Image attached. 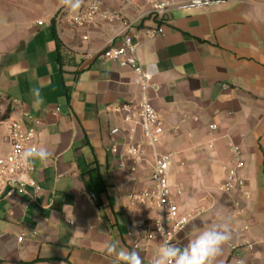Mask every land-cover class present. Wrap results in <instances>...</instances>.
<instances>
[{"label":"crops","instance_id":"1","mask_svg":"<svg viewBox=\"0 0 264 264\" xmlns=\"http://www.w3.org/2000/svg\"><path fill=\"white\" fill-rule=\"evenodd\" d=\"M100 1L132 27L98 21L76 29L72 17L82 4L73 10L62 0H0V98L9 105L8 119L41 121L32 148L50 152L46 162L32 161L41 187L34 201L0 199V264H113L106 247L116 241L151 264L162 244L147 239L157 210L133 205L129 196L152 187L154 158L149 153L132 170L125 157L129 125L115 112L145 101L165 122L159 149L173 154L181 213L203 210L175 245L182 248L201 220L227 223L232 239L217 264H264V0L208 8L171 0L163 24L147 15L142 0L134 6ZM160 26L164 34L153 37ZM127 34L152 76L146 90L130 68L100 57ZM114 128L123 130L115 136L116 156L110 152ZM2 139L0 155L7 151ZM232 147L241 151L244 185L224 193L218 188Z\"/></svg>","mask_w":264,"mask_h":264},{"label":"built area","instance_id":"2","mask_svg":"<svg viewBox=\"0 0 264 264\" xmlns=\"http://www.w3.org/2000/svg\"><path fill=\"white\" fill-rule=\"evenodd\" d=\"M141 0H124L126 6H134ZM148 7V16L163 24L166 13L171 9V0H142ZM224 0H189V5L196 8H208ZM79 13L72 17V25L76 29H86L98 21L108 23L120 22L126 29L132 27L129 20L120 12L103 10L100 0H82ZM63 13H59L58 19ZM164 34V27L160 26L153 32V37ZM88 37H84L87 40ZM101 58L117 62L123 68H130L139 77V83L143 90L150 85L152 76L147 73L138 56V45L130 34L125 35L117 46H110L104 49ZM115 112L122 117L123 122L129 125L127 134V145L125 157L133 164L132 170L146 161L150 153L154 158L153 170L150 178L152 187L140 192L132 193L129 201L133 205L151 203L157 210V217L154 221V229L148 234L147 239L160 238L162 243L167 240L175 244L176 236L185 230L190 222L200 217L203 213L201 208L181 213L176 197L183 194L181 184H173L171 181V166L173 154L160 151L159 147L165 133V122L159 117L153 107L146 101L139 104H124L115 109ZM41 121L24 116L22 120L8 119L3 122L5 134L3 143L7 147L5 154L0 155V199L13 196H31L34 201L41 192V187L33 178L35 167L32 162L24 163L20 154L32 144L37 138V129ZM211 131L217 129L211 125ZM123 130L114 128L110 131L113 144L110 152L112 155H119V145L115 136ZM137 133H140L141 141L136 140ZM33 149V148H32ZM231 166L228 168L225 182L218 188L224 193H233L240 190L244 185L241 171L244 167L241 151L232 147ZM89 198L96 200L94 193ZM23 237L19 238L22 241Z\"/></svg>","mask_w":264,"mask_h":264},{"label":"clouds","instance_id":"3","mask_svg":"<svg viewBox=\"0 0 264 264\" xmlns=\"http://www.w3.org/2000/svg\"><path fill=\"white\" fill-rule=\"evenodd\" d=\"M62 3L74 10L80 7L82 0H62ZM32 92L37 97L36 102L42 103L39 89L33 88ZM49 156L50 152L44 146L35 150L30 147L20 154V159L27 164L37 159L46 162ZM215 215L220 217L223 212L217 209ZM201 221L202 226L192 225L195 235L189 237L182 248L164 240L153 256L151 264H217V258L222 255L224 246L232 239L231 229L227 223ZM106 251L114 258L113 264H144L139 251L135 249L130 251L120 246L119 241L108 244Z\"/></svg>","mask_w":264,"mask_h":264},{"label":"rangeland","instance_id":"4","mask_svg":"<svg viewBox=\"0 0 264 264\" xmlns=\"http://www.w3.org/2000/svg\"><path fill=\"white\" fill-rule=\"evenodd\" d=\"M9 113V105L7 102L0 98V145H1V139L2 135L4 133L3 128V122H5L8 118Z\"/></svg>","mask_w":264,"mask_h":264}]
</instances>
